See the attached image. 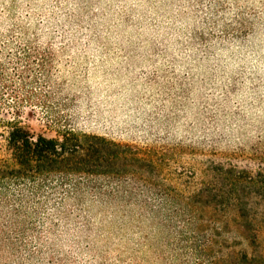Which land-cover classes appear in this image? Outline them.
Listing matches in <instances>:
<instances>
[{
    "label": "rangeland",
    "instance_id": "obj_1",
    "mask_svg": "<svg viewBox=\"0 0 264 264\" xmlns=\"http://www.w3.org/2000/svg\"><path fill=\"white\" fill-rule=\"evenodd\" d=\"M18 47L34 51L19 79ZM3 49L23 99L5 120L126 155L102 193L23 216L0 264H264V193H239L252 244L226 174L264 172V0H0Z\"/></svg>",
    "mask_w": 264,
    "mask_h": 264
},
{
    "label": "trees",
    "instance_id": "obj_2",
    "mask_svg": "<svg viewBox=\"0 0 264 264\" xmlns=\"http://www.w3.org/2000/svg\"><path fill=\"white\" fill-rule=\"evenodd\" d=\"M3 51L6 50L0 51V131L7 132L14 166L0 163V243L9 241L10 234L21 231V218L30 211L40 212L43 201H82L90 194L102 193L101 182L111 184L119 179L116 169L122 156L126 155L122 146L105 138L67 133L62 139H49L31 134L15 121L5 120L2 112L12 105L9 97L15 100V106H20L23 99L18 82L9 73L11 64L4 59ZM17 51L18 55L12 57V61L16 59L13 65L17 66L15 76L18 75L19 79L22 74L19 65L22 60L27 62L34 51L30 47H18ZM226 174L235 193L231 194L229 202L241 223L247 225L243 231L250 236L252 244H257L258 235L251 229L254 222L248 216L249 208L239 193L246 188L243 187L245 185L264 193V172L255 176L240 171ZM169 191L159 186L156 193L164 196ZM139 204L142 209L150 207L147 201ZM233 254L234 264H244L249 259L246 253ZM223 259L219 252L216 263H224Z\"/></svg>",
    "mask_w": 264,
    "mask_h": 264
}]
</instances>
